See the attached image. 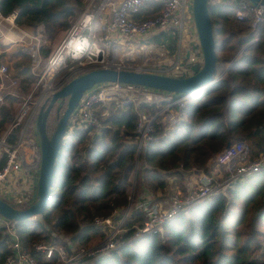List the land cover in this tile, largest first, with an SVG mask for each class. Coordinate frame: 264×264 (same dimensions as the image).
I'll list each match as a JSON object with an SVG mask.
<instances>
[{"label":"trees","instance_id":"1","mask_svg":"<svg viewBox=\"0 0 264 264\" xmlns=\"http://www.w3.org/2000/svg\"><path fill=\"white\" fill-rule=\"evenodd\" d=\"M85 1L0 0V15L8 18L17 13L15 25L31 35L43 26L48 45L41 53L46 58L83 12ZM239 6L240 2L233 0L210 4L217 52L215 79L246 44L254 39L258 42L241 52L224 78L189 97L183 108L175 107L180 117L175 126L164 124L162 117L153 122L154 140L142 149L144 164L137 172L133 203L130 190L139 124L134 106H99L100 136L92 138V128L82 129L67 145L63 142L44 222L19 225L24 248L39 264H55L58 256L47 263L35 253L36 244L62 246L73 253L100 240L102 234L93 225L96 215L125 213L130 205L134 209L127 226H143L145 215L136 205L142 193L158 195L167 190L172 177H184L194 170L206 172L208 163L229 145L246 142L251 158L264 155V20L254 30L251 19L236 21ZM147 41L165 48L169 57L178 51L175 30ZM31 60L19 46H2L0 62L8 66L24 94L31 92L37 80L31 72ZM199 70L195 67V73ZM16 100L7 96L0 107V136L15 117L11 106ZM142 110L153 118L159 108L143 106ZM51 131L48 126V133ZM53 211L57 217L50 230L46 221ZM7 239L0 226V264L10 253ZM94 264H264V172L237 180L226 193L216 194L165 223L160 232L133 240Z\"/></svg>","mask_w":264,"mask_h":264},{"label":"built area","instance_id":"2","mask_svg":"<svg viewBox=\"0 0 264 264\" xmlns=\"http://www.w3.org/2000/svg\"><path fill=\"white\" fill-rule=\"evenodd\" d=\"M193 1L86 0L82 14L46 58L41 53L45 45L44 27L40 26L37 32L31 35V43L25 51L32 58L31 72L37 79L31 94L32 99L36 98V103L33 108L27 106L29 101L25 103L0 136V193L3 200L7 198L8 201H5L9 204L25 207L31 206L37 200L41 155L36 150L28 153L26 146L31 138H36L37 119L42 109L55 93L73 80L96 69L127 70L171 77H189L195 74V67L201 69L204 55L197 31L196 34L193 31L189 34V27H195ZM221 1L211 0V3ZM233 1L240 2L235 13L236 21L251 19L253 30L258 23L263 22L264 8L255 7L247 0ZM16 17L17 13L7 19L0 15V18L13 23ZM171 30L177 32L178 51L173 56V63L162 67L155 63L164 55L158 52L153 43L144 41ZM257 42L258 39H254L243 49L252 47ZM188 53L189 57L186 58ZM137 58H140L139 62ZM226 73L216 81L224 78ZM8 83L14 84L9 68L0 64V107L6 103L7 96L15 97L7 92ZM189 97L191 96H180L119 82L96 85L82 97L63 142L67 145L75 133L82 129H103L101 119L97 115L99 106L114 104L121 109L134 106L139 117L135 176L143 166L140 161L142 149L154 140L153 122L162 117L164 124L175 126L180 120L175 107L183 108ZM143 106H156L159 110L150 118L142 110ZM15 132L17 134H14ZM28 155L32 156L31 159ZM212 161L217 168H225L228 175L225 183H217L214 175H202L188 192L174 191L167 208L162 204L158 205L152 195L146 197L137 204V208L145 215L143 226L132 229L127 226L129 214H119L118 211L108 217L96 215L93 225L102 234V241L73 253L62 246L39 243L34 247L35 253L42 255L47 263H52L57 255L58 262L55 264H94L98 259L110 256L133 240L160 232L165 223L216 194L226 193L228 186L237 180L264 172V155L251 158L250 147L246 142L231 145L216 154ZM0 226L5 230L10 249L4 264H39L24 248L15 221L1 218ZM129 234L132 236L128 240Z\"/></svg>","mask_w":264,"mask_h":264},{"label":"water","instance_id":"3","mask_svg":"<svg viewBox=\"0 0 264 264\" xmlns=\"http://www.w3.org/2000/svg\"><path fill=\"white\" fill-rule=\"evenodd\" d=\"M247 1L255 7L264 8V0ZM210 4L211 0L193 1L195 28L204 55L203 66L194 75L189 77H171L127 70L96 69L73 80L53 95L37 119L36 136L41 155L37 201L27 209H18L0 198V216L4 219L15 221L19 226L26 222L30 223V220L32 221L33 218L46 212L50 203L55 164L59 157L67 128L84 94L96 85L119 82L174 93L180 96H192L216 82L217 52L210 15ZM243 50L234 57L230 65H233V62L236 61ZM188 57L189 53L186 55V58ZM229 69L230 67L226 71ZM65 104L66 107L63 111ZM54 109H56L57 114V126L50 136L48 133L49 117Z\"/></svg>","mask_w":264,"mask_h":264},{"label":"rangeland","instance_id":"4","mask_svg":"<svg viewBox=\"0 0 264 264\" xmlns=\"http://www.w3.org/2000/svg\"><path fill=\"white\" fill-rule=\"evenodd\" d=\"M82 14V13H81ZM80 14V15H81ZM79 15V16H80ZM78 16V18H79ZM77 18V19H78ZM7 19V18H5ZM76 19V20H77ZM0 22L3 23V24H0V40L2 42L3 45H6V40L4 37H11L12 36V31L14 30L15 27H18L20 29H22L21 27H19L18 25H15V23H13L12 21H7V20H2L0 18ZM195 23V21H194ZM15 25V27H14ZM24 30V29H22ZM25 32H27L26 30H24ZM194 32L196 34V29L194 27V25H192V27H189V34H191V32ZM13 36H16V34L14 33ZM63 37V35L57 40V42L52 46L51 48V51H53V49L55 48V46L59 43V41L61 40V38ZM19 38L21 39V35H19ZM25 41H30L29 37L26 35L25 38H24ZM148 39H146L144 42L146 43H153V42H149L147 41ZM28 41V42H29ZM28 42H24V41H20L18 42V46L19 48H25L26 45L28 44ZM44 44L45 45H48V42L45 40L44 38ZM157 48H158V52L159 53H162L164 56H160L157 60H156V63L155 64H159L161 65L162 67L165 66V65H170L171 63H173V57H169L168 56V52L166 51L165 48L159 46L158 44L156 43H153ZM29 45V44H28ZM27 45V46H28ZM14 47L13 45L10 46V48ZM2 52V46H0V53ZM51 53V52H50ZM144 53V52H143ZM143 55V54H142ZM166 59H167V62H166ZM137 61L139 62L140 61V58H137ZM32 62V60H31ZM0 64H2V62H0ZM4 64V63H3ZM5 65V64H4ZM142 65V64H141ZM13 76V75H12ZM13 82L14 84L12 83H8L7 86H9V89L7 92L11 93V94H14L15 97H16V101L14 102V104L11 106V109L13 110V113L16 117V115L23 109L25 103H27L29 101V103L27 104V106H30V108H33L35 103H36V98H33L31 97V94H32V90L29 94H24L22 92V86L21 84L19 83V81L17 79H13ZM30 97V99H29ZM43 104H44V101H43ZM67 104V103H66ZM66 104L64 105V109L63 111L65 110V107H66ZM62 111V112H63ZM14 117V118H15ZM14 120V119H13ZM49 128L50 129H53L55 130L56 129V126H57V114H56V109H54L49 117V124H48ZM102 132V129L101 130H93V132H91L90 134V137L94 138L95 136H100ZM53 134V131L50 132V136ZM26 150L28 153H32L33 151H38L40 153V147H39V143H38V138L36 136V138H31V140L29 141V144L26 146ZM29 156V159H31L32 156L28 155ZM143 160V159H142ZM141 159L140 161L143 162ZM221 173L224 175L223 177H221L220 179L217 180V183L219 184H223L226 182L227 180V177L228 175L225 176L226 174V170L224 167H219ZM141 170V169H140ZM195 171V170H194ZM193 172H189V173H186L184 175V177H172L170 178L169 182H172V184H176L180 187H182L183 189H187V186L184 185L185 183H187L188 181H190V177L193 175ZM197 173H202L201 175H206V173L204 171H195ZM136 181V176L132 177V182H135ZM195 185V184H194ZM194 185L192 186H188V187H194ZM145 193V192H144ZM170 193V190L168 191V193L166 195L163 196V198H160V199H157L156 198V203L159 205V204H163V207L166 208L167 207V204H164V200L168 197ZM184 193V192H183ZM134 195H135V189L134 187H132L131 191H130V197H131V203H133V200H134ZM2 194L0 193V198L2 199ZM3 200V199H2ZM4 200H7V198H4ZM8 201V200H7ZM37 201V200H36ZM35 201V202H36ZM143 200L140 199V202L141 203ZM34 202V203H35ZM138 203V204H139ZM13 206H15L16 208L18 209H27L29 207H25L23 205H15V204H12ZM137 205V204H136ZM134 207L132 208V206L129 205L128 209L125 211V213H120L118 212L119 214H123V215H128L131 211H133ZM56 217H57V212L56 211H53V215H52V218L50 220H47L46 221V227L49 228L50 230H52V227L53 225L55 224L56 222ZM0 218H3L2 216H0ZM36 221H41V222H44V219H43V215L41 216H37L35 218L32 219V221L30 220V223H33V222H36ZM45 224V223H44ZM138 227H141L139 225H134L133 227H131L132 229L133 228H138ZM17 230L19 232V226H17ZM20 235V233H19ZM21 237V235H20ZM22 238V237H21ZM102 241V238L100 240H97L95 244H97L98 242ZM93 244V245H95ZM92 245V246H93Z\"/></svg>","mask_w":264,"mask_h":264},{"label":"crops","instance_id":"5","mask_svg":"<svg viewBox=\"0 0 264 264\" xmlns=\"http://www.w3.org/2000/svg\"><path fill=\"white\" fill-rule=\"evenodd\" d=\"M2 20H4V19H2ZM0 24H3V23L0 22ZM14 27H15V25H14ZM14 33L16 34V36H13ZM19 35H21V39L19 38ZM26 35L29 36V39H30V41L28 40L29 42L24 40V38H25ZM4 38L6 40V45H3L2 42H1V40H0V46H11V45L18 46V42H20V41L28 42V44L31 43V34H29L28 32H25L24 30H22V29H20L18 27H15L14 28V30L12 31V36L11 37H4ZM27 45H26V47H27ZM25 48H24V50H25ZM141 163L144 164L143 162H141ZM204 172H205V170H204ZM205 173L206 174H209V175H214L216 180H218V179H220L221 177L224 176L221 173L220 169L217 168V165L212 160L206 166V172ZM201 174L202 173H197V172L194 171L193 175L190 177V181H188L187 183L184 184V185L187 186V189H183L182 187H180V186H178L176 184H172V182H169L168 188H167V190L165 192H160V193H158V195H154L152 193L145 192V193H142L140 199L143 200L146 197L152 195L154 197L155 202H156V198L157 199L163 198V196L166 195L168 193V191L170 190V193H169L168 197L163 202L164 204H167V207H168L169 200H170V197H171L172 193L174 191H176V190H180L182 192H188L190 189H192V187L190 188L188 186H192V185L196 184L199 181L200 177L202 176ZM226 175H227V173L225 174V176ZM135 176L137 177V173H136ZM132 177H134V172L132 174ZM135 184H136V181L133 182L134 189H135ZM140 199H139V201H140Z\"/></svg>","mask_w":264,"mask_h":264},{"label":"bare ground","instance_id":"6","mask_svg":"<svg viewBox=\"0 0 264 264\" xmlns=\"http://www.w3.org/2000/svg\"><path fill=\"white\" fill-rule=\"evenodd\" d=\"M29 37V36H28Z\"/></svg>","mask_w":264,"mask_h":264}]
</instances>
